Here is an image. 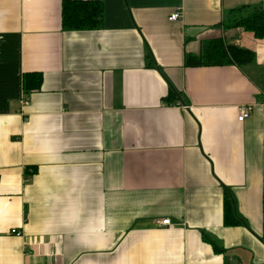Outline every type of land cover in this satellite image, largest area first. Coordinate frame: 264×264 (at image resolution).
<instances>
[{
	"label": "crops",
	"instance_id": "0c3cea01",
	"mask_svg": "<svg viewBox=\"0 0 264 264\" xmlns=\"http://www.w3.org/2000/svg\"><path fill=\"white\" fill-rule=\"evenodd\" d=\"M64 1L100 27L64 29ZM243 5L0 0V264H264V39L222 25ZM217 38L254 63L189 62Z\"/></svg>",
	"mask_w": 264,
	"mask_h": 264
},
{
	"label": "trees",
	"instance_id": "16d2710c",
	"mask_svg": "<svg viewBox=\"0 0 264 264\" xmlns=\"http://www.w3.org/2000/svg\"><path fill=\"white\" fill-rule=\"evenodd\" d=\"M242 11L244 14H239ZM102 15V5L99 2L64 1L62 5V24L66 30L98 28L101 25ZM222 25L224 29L242 27L245 31L253 33L254 37L264 39V5L255 7L243 5L231 9L226 13ZM188 58L189 62L194 61L203 65L236 64L242 67L254 63L256 56L255 52L250 49L225 44L222 38H217L205 43L200 55L189 56ZM41 84V74H27L24 77V87L28 92L39 89ZM178 98L179 93L171 85L164 100L169 104H173ZM242 222V218L234 209L231 196L226 192L224 195V224L226 226H237Z\"/></svg>",
	"mask_w": 264,
	"mask_h": 264
},
{
	"label": "built area",
	"instance_id": "2783aa9c",
	"mask_svg": "<svg viewBox=\"0 0 264 264\" xmlns=\"http://www.w3.org/2000/svg\"><path fill=\"white\" fill-rule=\"evenodd\" d=\"M180 17V12L179 11H176L174 12L171 16H170V20H177L178 18ZM23 103H27V101H23ZM251 111H252V107L251 106H240L238 107V120L239 121H244L246 118H248L251 114ZM161 224L162 225H170V219L167 218V219H163L161 221ZM13 233H18L16 230H13L12 231ZM19 234V233H18Z\"/></svg>",
	"mask_w": 264,
	"mask_h": 264
}]
</instances>
